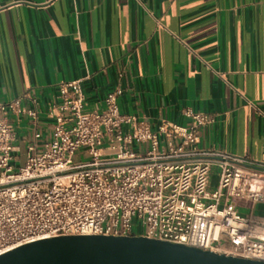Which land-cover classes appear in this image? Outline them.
<instances>
[{
	"label": "crops",
	"instance_id": "0c3cea01",
	"mask_svg": "<svg viewBox=\"0 0 264 264\" xmlns=\"http://www.w3.org/2000/svg\"><path fill=\"white\" fill-rule=\"evenodd\" d=\"M78 80L86 111L102 112L122 89L121 113L154 131L189 126L187 109L207 113L199 148L264 161V0H0V104L41 111L36 125L10 119L18 167L31 146L44 151L46 111ZM218 181L215 168L211 190ZM237 210L264 234V200Z\"/></svg>",
	"mask_w": 264,
	"mask_h": 264
},
{
	"label": "built area",
	"instance_id": "2783aa9c",
	"mask_svg": "<svg viewBox=\"0 0 264 264\" xmlns=\"http://www.w3.org/2000/svg\"><path fill=\"white\" fill-rule=\"evenodd\" d=\"M122 89L86 111L82 81L59 86L46 111L53 123L43 152L35 146L16 165L18 127L41 111L22 99L0 104V256L24 245L65 236L145 237L264 262V234L239 214L264 200V161L198 147L214 122L187 109L189 126L150 124L119 107ZM36 141L42 134L35 131ZM177 141L179 143H177ZM85 149L88 160L75 161ZM219 181L210 189L213 169Z\"/></svg>",
	"mask_w": 264,
	"mask_h": 264
},
{
	"label": "water",
	"instance_id": "95a60500",
	"mask_svg": "<svg viewBox=\"0 0 264 264\" xmlns=\"http://www.w3.org/2000/svg\"><path fill=\"white\" fill-rule=\"evenodd\" d=\"M0 264H264L145 237L65 236L19 247Z\"/></svg>",
	"mask_w": 264,
	"mask_h": 264
},
{
	"label": "rangeland",
	"instance_id": "374dc122",
	"mask_svg": "<svg viewBox=\"0 0 264 264\" xmlns=\"http://www.w3.org/2000/svg\"><path fill=\"white\" fill-rule=\"evenodd\" d=\"M85 151H86L85 149H82L81 152H79V153L76 155V157H75V161H79V160H81V159H82V156L85 157V160H88L89 157L87 156V154H86Z\"/></svg>",
	"mask_w": 264,
	"mask_h": 264
}]
</instances>
